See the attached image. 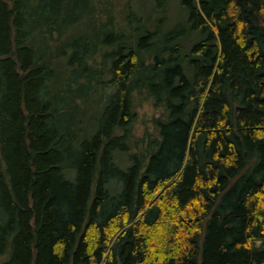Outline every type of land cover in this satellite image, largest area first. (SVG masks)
Returning <instances> with one entry per match:
<instances>
[{
  "label": "trees",
  "instance_id": "trees-1",
  "mask_svg": "<svg viewBox=\"0 0 264 264\" xmlns=\"http://www.w3.org/2000/svg\"><path fill=\"white\" fill-rule=\"evenodd\" d=\"M0 264H264V0H0Z\"/></svg>",
  "mask_w": 264,
  "mask_h": 264
},
{
  "label": "rangeland",
  "instance_id": "rangeland-1",
  "mask_svg": "<svg viewBox=\"0 0 264 264\" xmlns=\"http://www.w3.org/2000/svg\"><path fill=\"white\" fill-rule=\"evenodd\" d=\"M158 113L159 110L156 107H153L148 100H143L142 104L138 107V126L135 132L140 134L143 128L140 123H149L150 118Z\"/></svg>",
  "mask_w": 264,
  "mask_h": 264
}]
</instances>
